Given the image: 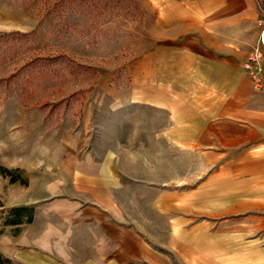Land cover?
Listing matches in <instances>:
<instances>
[{
	"label": "crops",
	"instance_id": "crops-1",
	"mask_svg": "<svg viewBox=\"0 0 264 264\" xmlns=\"http://www.w3.org/2000/svg\"><path fill=\"white\" fill-rule=\"evenodd\" d=\"M137 1L128 83L92 98L134 131L93 132L61 175L15 182L0 264H264V82L243 68L259 0ZM132 170L174 174L146 184L144 210Z\"/></svg>",
	"mask_w": 264,
	"mask_h": 264
},
{
	"label": "rangeland",
	"instance_id": "rangeland-1",
	"mask_svg": "<svg viewBox=\"0 0 264 264\" xmlns=\"http://www.w3.org/2000/svg\"><path fill=\"white\" fill-rule=\"evenodd\" d=\"M142 20L137 0H0V230L15 182L61 175L50 165L62 153L86 150L93 132L133 130L112 128L111 115L92 98L102 99L100 85L128 83ZM88 116L97 123L85 124ZM95 142L102 147V138ZM171 174L127 171V190L142 195L145 210L146 184Z\"/></svg>",
	"mask_w": 264,
	"mask_h": 264
},
{
	"label": "built area",
	"instance_id": "built-area-1",
	"mask_svg": "<svg viewBox=\"0 0 264 264\" xmlns=\"http://www.w3.org/2000/svg\"><path fill=\"white\" fill-rule=\"evenodd\" d=\"M258 35L256 45L243 63L244 70L250 75L257 88L263 85V68L260 65L264 57V0H259V14L257 17Z\"/></svg>",
	"mask_w": 264,
	"mask_h": 264
},
{
	"label": "trees",
	"instance_id": "trees-1",
	"mask_svg": "<svg viewBox=\"0 0 264 264\" xmlns=\"http://www.w3.org/2000/svg\"><path fill=\"white\" fill-rule=\"evenodd\" d=\"M8 172H11V171H8ZM11 179H12V180H15L16 178L13 177V175H11ZM11 211H12V212H15V215L21 213V209H12Z\"/></svg>",
	"mask_w": 264,
	"mask_h": 264
}]
</instances>
